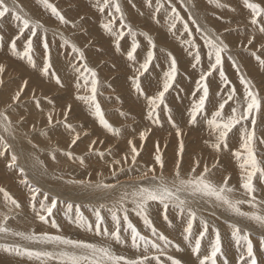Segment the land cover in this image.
I'll return each instance as SVG.
<instances>
[{"label":"rangeland","instance_id":"obj_1","mask_svg":"<svg viewBox=\"0 0 264 264\" xmlns=\"http://www.w3.org/2000/svg\"><path fill=\"white\" fill-rule=\"evenodd\" d=\"M47 1L48 4L57 9L60 15L65 16L66 22H61L57 16L53 15L51 9L45 6L43 0H4V5L10 11L0 18V65H3L5 69L0 74V107L4 105L0 108V113L3 114L0 115V189H4L3 192H0V225L7 228V232H9V235H6L5 232H0V248L10 252L13 251V253L16 252L15 254L19 256L22 255L23 261H26L28 257L31 263L39 261L41 264H70L69 258L77 256L81 258V264H90L93 260H99L100 264H113L112 260L102 257L99 252L93 253L91 250L45 239V237L59 236L64 240L93 245L96 249H108L110 253H113H111L113 257L121 255L128 261L144 260V257H147L145 264H172L174 259L180 261V264H197L196 260L200 261L205 255L210 253L216 234L219 233L221 252L216 258V264H250L247 252L243 253L242 258L238 257L237 260H234V256L232 257L230 252L233 249L231 244L247 248V242L243 239L245 236L251 242L252 247H254L253 253L258 264L259 260L264 258V245L261 251H258L256 243L261 241L264 244V227L247 217L251 214L264 215V178H261L259 173L253 178V186L255 188L253 196L255 199L252 200V197L248 196L242 187L246 171L240 165L244 163L247 156L241 146L246 134L253 130L251 120L255 118V138L252 142V148L260 167L264 168V86H262L264 85V63H262L264 61V32L260 31L261 28H264V14L257 16V23L253 25L251 23L254 18L252 9L247 7L245 0H107V5L105 0ZM247 3L258 4L261 9H264V0H247ZM116 5H119V12L116 11ZM101 9L103 10L100 11ZM173 9H175V13L172 11ZM15 15H20L22 18L27 16L30 26L23 33L20 31V22L14 18ZM45 23H48L47 27ZM105 25H108L107 29ZM33 30L36 33L34 36L32 35ZM164 36V41L166 39L175 40L174 44H178L183 52L180 55H189V57L192 55L190 57L192 59L190 66L195 76L187 72L186 69L183 71V67L180 66L181 62L177 61L179 55L176 53L174 46L170 44L163 45L162 37L164 38ZM29 40L32 42L31 63L23 55ZM208 40L213 41V43L223 49L221 53L222 63L215 69L211 67L215 63V56L213 53L212 57H209L212 49L208 46ZM13 41L15 42V50L12 48ZM126 44H129L130 47L126 46ZM134 46L135 51H133ZM144 46L153 54V58L148 70L143 72L142 69L143 74L141 75L138 70L140 63L138 56L140 49ZM73 48L77 51H74ZM129 52L133 53L132 59H129ZM81 53H83V58L80 55ZM258 53H262V55L260 56ZM87 56L90 57L87 58ZM126 58L128 63L126 61V66H124ZM173 60H175V76L172 86L165 93L163 102L155 108L152 117L149 118L148 113L151 110L149 98L157 96L163 90V87L159 89L158 87L163 85L166 74L171 72ZM45 66H48L47 73L43 69ZM85 67L96 73L95 103L99 104L104 120L107 121L111 128L104 127L99 117L95 114V108L91 102V81L93 77L90 72L85 71ZM96 67L101 70L99 71ZM221 72H223V77H221ZM249 72H252L251 74L254 72L253 76ZM131 73L135 77L133 78V88L130 92V87H127L126 84L127 79L131 77ZM158 73H160V76ZM163 74L165 78L161 77ZM188 74L192 75V77H188ZM179 76L184 78L181 79ZM202 76L204 79H201ZM240 77L244 78L245 83H241ZM57 79L60 81L59 84L56 82ZM134 79L140 86L139 90L135 86ZM192 79H194L193 82H191ZM25 81H27L26 86L24 85ZM65 81L67 86H64ZM142 85L144 86L142 87ZM22 87L23 91L20 92L19 100L13 102L11 100L12 97ZM188 87L191 89L188 90ZM205 87L208 89V96L204 106L206 110L200 111L196 116L197 119L193 121L191 116L192 106L198 103ZM124 88L125 91H123ZM64 89L65 91H63ZM236 90L240 92H238L239 97L243 96L241 99L237 97ZM249 90L260 99V111H254L249 119L241 120L238 123L239 125L236 124L228 133L226 141L220 144L219 149H217L216 145L220 142L216 139L218 137L216 134L219 132L213 131L216 137L212 140L214 141L215 139V142L209 139L213 130L209 122L213 119V114L220 110V103L223 102L224 107L220 110L222 115L217 118L219 119L218 122L229 119L233 115V110H236L239 115L246 107L247 91ZM69 93L71 97H69ZM1 95L5 101L2 100L3 97ZM81 96L88 97L89 100L78 99ZM137 97H139L140 102L137 101L139 100ZM145 98L146 101L144 100ZM73 99L78 101V105ZM127 99L129 101L131 99L132 104ZM9 100L11 103H9ZM144 101L145 103H143ZM210 101L217 104L210 103ZM218 101L220 102L219 104ZM240 101L244 103H240L242 107L238 104ZM17 106L20 108L18 107L17 109ZM69 107L71 110L67 111ZM73 108L76 109L73 110ZM228 108L229 110H226ZM116 110L120 111L117 112ZM66 111L67 119H65ZM80 112L84 113L83 116ZM227 113H230V116ZM50 114L53 116L54 123L48 124L47 117ZM57 115L59 118H57ZM5 116L7 119L4 118ZM118 121L121 125L118 124ZM201 125L206 128L204 129L203 126L201 128ZM180 128H185L186 130L194 129L196 132L185 139L184 136L189 131H186L185 135L182 136L183 130H179ZM88 130L95 131L96 134ZM177 130L181 133L180 136H177ZM144 132L145 141L136 146V148H142L141 150L149 151L150 154L148 153L149 155L146 154V156L145 153H139L140 157L139 155L136 156L137 162L135 159V162L130 165H128V162L125 165L121 162L119 168L112 167L111 158L121 149L119 145L122 144L121 141L123 142L125 137L130 134L131 136L133 135L132 137L129 136L133 145L135 144V139L141 140L139 135ZM82 133L84 134L83 136ZM89 135L91 136L89 137ZM80 136L82 139L78 138V142L76 140V143L72 144L73 139ZM101 136L104 139H101L102 142L100 143L99 138ZM62 138L65 139L63 140ZM178 140H182L185 152L178 146ZM101 144L103 147H101ZM111 144H116L113 146L115 148L119 146L120 148L117 147L114 150V147H110ZM157 148H159V155L163 162L162 168L155 158L151 159V157H148L151 156V153L156 156ZM205 150L207 151L204 152ZM236 153H240L239 158L235 155ZM13 155L17 158L14 168L7 166L11 162ZM77 159H79L81 167L74 166L73 163L77 162ZM117 161L120 160L117 159ZM145 163L147 165H144ZM95 164L100 165L97 166ZM108 165H111L110 168L112 167L113 177H110L112 179L104 183V179L101 176L94 175L95 171H100L102 167V172H100H107L104 168H107ZM99 166L100 168H98ZM153 166L156 167L154 168L156 169L154 172H156L149 173ZM140 167H143V171H148L147 177L149 179L144 180L147 182L134 180L135 178L140 179L139 177L144 173L139 169ZM83 169L84 172L82 171ZM81 171L90 175L87 178L76 177L75 174L81 173ZM135 171L136 174L140 175H136ZM177 171L180 174L179 178L182 180H190L203 175L207 181L217 187L224 186V181L227 180V187L231 188L232 191L226 192L225 195L233 203L241 201V203L236 204V207L240 213L245 212V215L238 214L211 196H203V194H198L199 192L193 193L191 190L176 191V185L178 184ZM100 172H97L96 175ZM119 174L120 176H118ZM99 177L100 179H98ZM130 177L131 179H129ZM90 178L92 179L89 180ZM96 179L98 181L102 179L100 182L104 183L105 189L102 188L103 185L97 190L93 188L94 185L91 184H96ZM161 180L173 190L175 196H178L185 203L179 205L176 200H166L163 205L158 200H149L144 205L143 210H141L137 206L139 197L135 194L139 192L143 184L142 188L151 190L159 185ZM232 180L234 184L231 187L230 182ZM121 183L122 185H120ZM41 184L42 186H40ZM15 185L16 187H14ZM110 185L114 188H110ZM131 185L134 186L132 187ZM77 186L79 188L81 186V188L79 189ZM90 186L91 188H89ZM33 189L36 191L33 192ZM93 190L94 192L91 193ZM5 193L10 199L5 196ZM55 194L57 195L55 196ZM98 195L102 198H99ZM110 195L113 196L110 197ZM86 196L89 197L86 199L81 198ZM108 196L109 198H107ZM13 200L15 204H13ZM214 200L217 202L215 203ZM53 201H55L56 206L52 209V214L49 215L45 209L50 207ZM156 203L159 207L163 205L164 207H161L163 209L158 208ZM165 204L167 205L166 209H164ZM42 205L44 206L43 209L41 208ZM154 205L155 207H153ZM103 208L105 209L103 210ZM31 209H34L33 213ZM202 210H204V213ZM210 212L212 213L210 214ZM97 213H99L101 218L99 220L97 219ZM113 214L117 217L119 224L113 219ZM40 215L45 217L44 221L40 220ZM153 215L155 219H153ZM125 216H127V220L124 219ZM145 217L150 221L151 226L145 223ZM13 221L27 223L22 225L20 229L13 230V225H11ZM189 222H191L192 228L188 234L184 230ZM197 223L200 224L198 225ZM129 224L136 229L141 237H144L143 240L137 238L135 243L133 242L132 229L128 227ZM29 225L31 228H29ZM205 225H207L208 229L206 232ZM153 228L155 233L152 231ZM237 228L240 229L239 239L234 237L232 233ZM253 230L262 232H254ZM201 232H204L203 240L200 236ZM18 233L20 234L17 235ZM161 235L167 238V243L159 238ZM117 236L119 239L116 238ZM197 240H200L202 244L200 245L199 253L193 251ZM102 241H111L115 245L116 243L121 244L128 248L129 252L127 254L118 252L115 245H109ZM16 243H18V246ZM153 245H156V247L154 248ZM16 249L19 250V254H17ZM49 249L51 250L50 252ZM130 252H135V255H131ZM28 253H32V255H28ZM47 253L51 254L45 255ZM85 256L87 259H84ZM167 257L168 259H166ZM120 264H123V261H120Z\"/></svg>","mask_w":264,"mask_h":264},{"label":"snow or ice","instance_id":"obj_2","mask_svg":"<svg viewBox=\"0 0 264 264\" xmlns=\"http://www.w3.org/2000/svg\"><path fill=\"white\" fill-rule=\"evenodd\" d=\"M43 2H44L46 7L51 9L53 15L57 16L61 22H66L64 17L62 15H60V13L57 11V9L55 7H53L52 5L47 3V0H43ZM245 2H246L247 7L252 9V13H253L254 18L252 19L251 23L253 25H255L257 23L256 17L264 14V9H261V7L258 4L247 3V0H245ZM105 4L107 5V0H105ZM115 7H116V11L119 12L120 11L119 5H116ZM101 10H103V9H101ZM9 11H10V9L4 5V0H0V18L4 17L5 14L8 13ZM172 11L175 13V9H173ZM14 18H15V20L20 22L21 33H23V31L25 29L29 28L30 25H29V21L27 19L22 18L20 15H15ZM105 28L107 29L108 25H105ZM185 28H187V26H185ZM260 31L264 32V28H261ZM35 34L36 33L33 30L32 35L34 36ZM208 46L210 49H212V51L209 53V57L211 58L213 53L215 56V63L211 65V67L213 69H215L218 65H220L222 63L221 53H222L223 49L221 47H218L211 40H208ZM45 47H47V45H45ZM12 48H13V50H15V42L14 41L12 42ZM73 50L77 51L75 48H73ZM31 51H32V42H31V40H29L27 42L26 50H25L23 55L28 58L30 63L32 62V58L30 56ZM133 51H135V46L133 48ZM80 55L83 58V53H81ZM128 56H129V59H132L133 53L129 52ZM152 58H153L152 53L149 52L147 60L141 65L143 72H146L148 70V67H149V64H150ZM197 61H198V57H197ZM262 63H264V61H262ZM47 70H48V66H45L44 72L47 73ZM4 71H5L4 66L0 65V74H2ZM85 71L90 72L91 76L93 77V79L91 81V84H92L91 102L95 108V114L99 117L100 122H101V124L104 125V127L110 128V125L107 123V121L104 120L103 113L100 109L99 104L95 103V100H96V84H97V81L95 79L96 73L94 71H92L91 69H88L87 67H85ZM143 72H141V75L143 74ZM174 76H175V60L172 61L171 72L166 74V79H165V82L163 83V90L160 91L157 96L149 98V107L151 109L148 113L149 118L152 117L153 112L155 111V108L158 107L159 104L163 102V98H164L165 93L172 86V81L174 80ZM221 77H223V72H221ZM201 79H204V77H201ZM56 82H57V84H59L60 83L59 79H57ZM86 83H87V81H86ZM134 83L136 85L137 90H139L140 86L136 82V80H134ZM241 83H245V81L243 79H241ZM24 85L25 86L27 85V81L24 82ZM246 89H247V84H246ZM22 91H23V87L20 89V91H18L12 97L13 102H16L19 100L20 92H22ZM207 96H208V89H207V87H205L203 95L199 98L198 103L193 105V111L191 113L193 121L196 119L197 114L204 109ZM78 99L85 100V101L89 100L88 97H84V96L78 97ZM229 99H231V97H229ZM223 107H224V105L221 104L219 106V109L222 110ZM260 109H261L260 99H258L257 95L253 94L249 90V91H247L246 107L243 109V111L241 113H239V115H237L236 110H233V115L228 120L218 122L217 118L221 117V111L220 110L216 111L214 116H213V119L209 122L210 125L212 126L213 130L219 132L217 139L220 143H218L216 145V148L219 149L220 144H223L226 141L228 133L232 130L233 127H235L236 124L240 123L241 120L249 119V117L252 116L254 111L259 112ZM70 110L71 109L69 107V109L67 111H70ZM67 111L65 112V119H67ZM0 115H3V114L0 113ZM4 118L7 119L6 116ZM47 119H48L49 124H51L53 122V116L51 114L47 117ZM251 124L253 125V130L246 134V136L244 138V142L241 146L243 148L244 152L247 153V156H246L244 163L241 164L240 167L246 171V175L244 177V183H243L242 187L245 189L246 194L248 196L252 197V200H254L255 197L253 196V193L255 192V188L253 186V178L257 176V173H259V176L261 178H264V168L260 167V165L256 159V156L254 154L253 148H252V142H253V139L255 138V124H256L255 118H252ZM180 134L181 133L178 130L177 136H180ZM78 138L79 137H77L76 139H73L72 144H75L76 140ZM140 139L141 140L145 139L144 133L140 134ZM129 144L131 145V141H129ZM182 147L183 146L181 145V149H182ZM5 151H6V149H5ZM131 153H132V160H133V162H135L136 156L139 155V152L137 151V148L134 145L131 146ZM235 155L237 156V158L240 157V153H236ZM16 159H17L16 156L13 155L11 157V162L7 166L13 167L16 164ZM155 160L158 164L161 165V168H162L163 162H162L161 156L159 155V148H157V155L155 156ZM115 163H119V161H115ZM149 171H152V169H150ZM205 171H207V170H205ZM179 175L180 174L177 171L176 176H177L178 184L176 185V191L191 190L193 193L199 192V193L203 194L204 196L215 197L216 200L222 202L224 205H226L227 207H229L233 211H236L240 215H245L244 213H240L239 209L236 207V204L241 203V201H237V202L233 203V201H231L225 195L226 192L232 191L231 188L227 187V180L224 181V186L217 187L216 185L207 181L203 175L195 177V178L190 179V180H182L179 178ZM3 191H4V189H0V192H3ZM35 191L36 190L33 189V192H35ZM135 195H138V197H139V203L137 206L139 208H141V210H143L144 205L149 200H151V201L159 200L161 203L165 202L166 200H176V201H178L179 205H183L185 203V201L180 200L178 196L174 195L173 190L171 188H169L168 185L163 180H161L160 184L151 190H149L148 188H141L139 190V192ZM5 196L7 197V193H5ZM7 198L10 199V197H7ZM33 198H35V197H33ZM12 202H13V204H15L14 200ZM55 206H56L55 201H53L51 206L47 207L45 209L49 215L52 214V209L55 208ZM253 206H254V204H253ZM41 207H42V209L44 208L43 205ZM165 207H167V205H165ZM39 218L42 221L45 220V217L43 215H40ZM247 218L258 223L261 227H264V215L251 214V215H248ZM97 219L98 220L100 219L99 213H97ZM113 219L117 221V224L119 223L115 214H113ZM124 219L127 220V216H125ZM193 219H194V214H193ZM145 223L148 224L149 226H151L150 221H148L146 217H145ZM53 226H55V225H53ZM128 227L132 229V239H133L134 243L137 240V238H139L141 240L144 239V237H141L139 235V233L136 231V229L132 227L131 224H129ZM191 228H192V224H191V222H189L187 228L185 229V232L190 233ZM7 231H8L7 228L0 226V232H7ZM117 231H118V229H117ZM152 231H153V233H155L154 228L152 229ZM206 231H207V225H205V232ZM239 233H240V229H238V228L234 229L233 236L236 237L237 239H239L240 238ZM17 235H19V234H17ZM200 236H201V238H203L204 232H201ZM26 238H28V237H26ZM116 238L119 239L118 236ZM159 238L161 240H164L166 243L168 242L167 238L163 235H161ZM45 239L54 240V241H57V242L63 243V244H69V245H72L73 247H76V248L91 250L93 253L99 252L102 257H105L109 260H112L113 264H120V261H123V264H144L145 260L148 259L147 257H144V260L128 261L124 257H113L111 255V253L108 251V249H96L93 245H90V244H83V243L74 242L71 240H64L59 236L45 237ZM243 239L247 242V257L250 258V264H257V261L254 257L253 247H252L251 242L248 241V238L246 236L243 237ZM153 247L155 248L156 245H153ZM199 250H200V240H197L196 244H195V248L193 249V251L196 253H199ZM220 252H221V241H220L219 233H217L215 242L211 246L210 253L205 255L203 257V259L200 260V264H216V258ZM17 254H19V250H17ZM28 255H32V253H28ZM45 255H50V254H45ZM84 259H87V257L85 256ZM69 260H70V264H81V258L80 257L72 256L69 258ZM90 264H100V261L99 260H93L90 262ZM172 264H180V261L173 260Z\"/></svg>","mask_w":264,"mask_h":264},{"label":"bare ground","instance_id":"obj_3","mask_svg":"<svg viewBox=\"0 0 264 264\" xmlns=\"http://www.w3.org/2000/svg\"><path fill=\"white\" fill-rule=\"evenodd\" d=\"M52 1V0H51ZM74 1H76V0H74ZM93 1H95V0H93ZM104 1V0H103ZM188 1V0H187ZM48 2V1H47ZM100 2V1H99ZM102 2V1H101ZM76 3V2H75ZM90 3V2H89ZM73 5H75V4H73ZM91 5V4H90ZM102 5V4H101ZM102 7V6H101ZM61 8V7H60ZM77 8V7H76ZM108 8V7H107ZM79 9H80V7H79ZM100 9V8H99ZM74 10V9H73ZM89 10H90V8H89ZM98 11V10H97ZM100 11H102V10H100ZM222 11H224V10H222ZM63 12V11H62ZM90 12V11H89ZM79 13V12H78ZM94 13V12H93ZM95 13H97V12H95ZM107 13H109V12H107ZM66 14V13H65ZM101 14V13H100ZM69 15V14H68ZM99 15V14H98ZM103 16V15H102ZM29 17V16H28ZM65 17V16H64ZM103 17H105V16H103ZM27 19V16L26 17H24V19ZM33 18V17H32ZM238 18H239V16H238ZM40 20V19H39ZM99 20V19H98ZM95 21V20H94ZM99 23V22H98ZM43 24V23H42ZM47 24L48 23H45V25H46V27H47ZM50 24V23H49ZM95 26V25H94ZM49 27V26H48ZM97 30V29H96ZM155 31H158V30H155ZM232 33V32H231ZM51 34V33H50ZM159 34V33H158ZM142 36V35H141ZM161 37V36H160ZM83 38V37H82ZM159 38V37H158ZM210 38V37H209ZM214 39V38H213ZM81 40V39H80ZM155 40V39H154ZM162 40H163V42H164V44L163 45H167V44H170V45H172V46H174V48L176 49V53H178V60L177 61H180L181 63H180V66L181 67H183V71H184V69H186L187 70V72H189L190 74H192V75H194V71L191 69V61H192V59L190 58L192 55H190V57H189V55H187V56H183V55H180V53L182 52L181 50H180V47H179V45L178 44H174V42H175V40H173V41H171V40H169V39H166V41H164L165 40V36H164V38L162 37ZM215 41V40H214ZM144 43V42H143ZM160 45H161V43H160ZM260 45V44H259ZM126 46H129V44L127 45L126 44ZM130 47V46H129ZM257 47H258V45H257ZM252 49V48H251ZM255 49V48H254ZM253 49V50H254ZM97 52H99V51H97ZM149 49L146 47V46H144V47H142V49H140V52H139V60H140V63H139V67H138V70H139V72H142V68H141V65L147 60V57H148V54H149ZM257 52V51H256ZM91 53H93V52H91ZM90 53V54H91ZM95 53V52H94ZM93 53V54H94ZM159 54H160V52H158ZM183 53V52H182ZM260 53V52H259ZM258 53V54H259ZM89 54V53H88ZM129 54V53H128ZM137 54V53H136ZM196 54H198V53H196ZM92 55V54H91ZM153 55V54H152ZM185 55V54H184ZM260 56L262 55V53L261 54H259ZM99 56V55H98ZM227 56V55H226ZM7 57V56H6ZM90 56H87V58H89ZM117 57V56H116ZM194 57V56H193ZM246 57V56H245ZM249 57V56H248ZM86 58V57H85ZM106 58V57H105ZM124 58V57H123ZM95 59V58H94ZM136 59H138V58H136ZM86 60H88V59H86ZM91 60V59H90ZM97 60V59H96ZM95 60V61H96ZM101 60V59H100ZM112 60V59H111ZM58 61V60H57ZM98 61V60H97ZM127 61V63H128V60H127V58L124 60V66H126V62ZM138 61V60H137ZM92 62V61H91ZM101 62V61H100ZM130 62V61H129ZM134 62V61H133ZM93 63V62H92ZM138 63V62H137ZM253 64V63H252ZM132 65V64H131ZM224 65V64H223ZM226 66V65H225ZM231 66V65H230ZM254 66V65H253ZM91 67V66H90ZM99 67H101V66H99ZM134 67V66H133ZM60 68V67H59ZM98 67H96V69H97ZM118 68V67H117ZM236 68V67H235ZM254 68V67H253ZM252 68V69H253ZM44 69V68H43ZM61 69V68H60ZM99 69V68H98ZM107 69V68H106ZM128 69V68H127ZM247 69V68H246ZM245 69V70H246ZM101 69H99V71H100ZM105 71V70H104ZM131 71V70H130ZM180 71H182V70H180ZM229 71V70H228ZM254 71H256V70H254ZM41 72V71H40ZM64 72V71H63ZM202 72V71H201ZM225 72V71H224ZM245 72V71H244ZM61 73H62V71H61ZM184 73V72H183ZM214 73V72H213ZM226 73V72H225ZM246 74H247V72H245ZM250 73V72H249ZM252 73V72H251ZM250 73V74H251ZM160 73H158V75H159ZM185 74L187 75V73H186V71H185ZM203 74V73H202ZM201 74V75H202ZM253 74H254V72H253ZM253 74H251L252 76H253ZM192 75L190 76L189 74H188V77H192ZM45 76V75H44ZM87 76H88V74H87ZM106 76V75H105ZM117 76V75H116ZM131 77L130 78H128L127 79V87L129 86L130 87V92H131V89L133 88L132 86H133V78L135 77V75L133 74V73H131V75H130ZM160 76V75H159ZM164 77L165 78V76H164V74L163 75H161V77ZM195 76V75H194ZM251 76V77H252ZM80 77H81V74H80ZM80 77H79V79H80ZM86 77V76H85ZM108 77V76H107ZM110 77V76H109ZM115 77V76H114ZM123 77V76H122ZM160 77V78H161ZM180 77V76H179ZM187 77V78H188ZM203 77V76H202ZM247 77V76H246ZM86 78H88V77H86ZM164 78H163V80H164ZM181 79H183L182 77H180ZM193 78H195V77H193ZM241 78V77H240ZM81 79H83V78H81ZM89 80H91L90 78H88ZM132 79V80H131ZM179 79V78H178ZM223 79V78H222ZM242 79V78H241ZM244 79V78H243ZM250 79V78H249ZM248 79V80H249ZM88 80V81H89ZM112 80V79H111ZM116 80V79H115ZM135 80V79H134ZM188 81H189V79H187ZM193 80L194 79H192V81L191 82H193ZM227 80V79H226ZM264 80V79H263ZM262 80V81H263ZM97 81V80H96ZM126 81V80H125ZM179 81H181V80H179ZM121 82V81H120ZM159 82V81H158ZM191 82H189V84H191ZM66 83V81L64 82V86L66 85L65 84ZM106 83V82H105ZM182 83V82H181ZM186 83V82H185ZM44 84V83H43ZM70 84H72V82H70ZM108 84V83H107ZM125 84H124V87H125ZM161 84H162V82H161ZM184 84V83H183ZM188 84V85H189ZM262 84V83H261ZM55 85V84H54ZM69 85V84H68ZM73 85V84H72ZM105 85V84H104ZM121 85H123V84H121ZM67 86V85H66ZM85 86V85H84ZM97 86V85H96ZM102 86V85H101ZM115 86V85H114ZM136 86V85H135ZM144 85H142V87H143ZM184 86H186V85H184ZM262 86H264V85H262ZM161 87H163V85H159V87H158V89L159 88H161ZM64 88V87H63ZM68 88H70L69 86H68ZM156 88V87H155ZM236 88V87H235ZM15 89V88H14ZM72 89V88H71ZM110 89V88H109ZM189 89H191V88H189L188 87V90ZM243 89V88H242ZM12 90V89H11ZM16 90V89H15ZM237 90H239V89H237ZM236 90V92H237V97H239L240 95L238 94V92L239 91H237ZM63 91H65V89L63 90ZM72 91H73V89H72ZM123 91H125V88H124V90ZM191 91V90H190ZM61 92V91H60ZM67 92V91H66ZM118 92V91H117ZM116 92V93H117ZM129 92V91H128ZM181 92V91H180ZM10 93V92H9ZM68 93V92H67ZM76 93V92H75ZM82 93H84V92H82ZM146 93V92H145ZM167 93V92H166ZM189 93V92H188ZM240 93V92H239ZM2 94V93H1ZM124 94V93H123ZM227 94V93H226ZM4 95V94H3ZM69 97H71V94L69 93ZM73 95V94H72ZM77 95V94H76ZM84 95V94H83ZM125 95H126V93H125ZM133 95V94H132ZM139 95V94H138ZM147 95V94H146ZM234 95H236V94H234ZM233 95V96H234ZM2 96V95H1ZM67 96H68V94H67ZM85 96V95H84ZM192 96V95H191ZM227 96V95H226ZM3 97V96H2ZM73 97H75V96H73ZM104 97H105V95H104ZM124 97V96H123ZM142 97V96H141ZM243 97V96H242ZM242 97H239L240 99L242 98ZM106 98V97H105ZM110 98V97H109ZM130 98V97H129ZM147 98V97H146ZM146 98L144 99L145 101H146ZM235 98H236V96H235ZM4 99V97L2 98V100ZM71 99V98H70ZM104 99V98H103ZM108 99V98H107ZM116 99V98H115ZM135 99H136V96H135ZM137 99H139V97H137ZM12 100V99H11ZM69 100V99H68ZM74 100V99H73ZM106 100V99H105ZM128 100V99H127ZM147 100H148V98H147ZM3 101H5V100H3ZM72 101V100H71ZM75 101V100H74ZM77 101V100H76ZM75 101V103H77V105H78V101L76 102ZM129 101V100H128ZM130 101H131V99H130ZM129 101V102H130ZM134 101V100H133ZM137 101H139L140 102V99L139 100H137ZM142 101V100H141ZM145 101L143 102V103H145ZM181 101V100H180ZM195 101V100H194ZM221 102H222V100H220ZM242 101V100H241ZM238 102V104H240V103H242V104H244L243 102ZM244 101V100H243ZM68 102H70V101H68ZM68 102H66V103H68ZM211 102H213V101H210V103ZM227 102V101H226ZM244 102H246V101H244ZM9 103H11L10 102V100H9ZM65 103V104H66ZM193 103V102H192ZM214 103V102H213ZM216 103V102H215ZM214 103V104H215ZM220 102L218 101V104H219ZM223 103V102H222ZM222 103H220V105L222 104ZM229 103V102H228ZM111 104V103H110ZM117 104V103H116ZM131 104H132V101H131ZM136 104V103H135ZM137 104H138V102H137ZM213 104V105H214ZM217 104V103H216ZM215 104V105H216ZM237 104V105H238ZM264 104V103H263ZM76 105V104H75ZM75 105H74V107H75ZM120 105V104H119ZM214 105V106H215ZM237 105H235V106H237ZM241 105V104H240ZM240 105H238V106H240ZM4 106V105H3ZM3 106H1V107H3ZM212 106V105H211ZM225 106H226V104H225ZM231 106V105H230ZM0 107V108H1ZM6 107V106H5ZM5 107H4V109H5ZM18 107L19 106H17V109H18ZM26 107V106H25ZM78 107V106H77ZM122 107V106H121ZM193 107V106H192ZM228 107H229V104H228ZM232 107H234V106H232ZM241 107H242V105H241ZM241 107H239V108H241ZM20 108V107H19ZM55 108V107H54ZM56 108H59V107H56ZM209 108V107H208ZM226 108V107H225ZM62 109V108H61ZM76 109V108H75ZM74 108H73V110H75ZM78 109V108H77ZM107 109V108H106ZM233 109V108H232ZM234 109H236V108H234ZM103 110V109H102ZM109 110V109H108ZM181 110V109H180ZM204 110H206V109H204ZM226 110H229V108L228 109H226ZM225 110V111H226ZM48 111V110H47ZM50 111H52L51 109H50ZM117 111V110H116ZM118 111H120V110H118ZM117 111V112H118ZM18 112V111H17ZM34 112H35V110H34ZM33 112V114H35ZM110 112V111H109ZM232 112V111H231ZM30 113H32V112H30ZM56 113V112H55ZM80 113H82V112H80ZM175 113V112H174ZM226 113V112H225ZM10 114V113H9ZM22 114V113H21ZM26 114V113H25ZM54 114V113H53ZM60 114V113H59ZM83 114L84 113H82V116H83ZM105 114V113H104ZM111 114V113H110ZM176 114V113H175ZM205 114V113H204ZM228 115L230 114V113H227ZM32 115V114H31ZM136 115H138V114H136ZM140 115V114H139ZM214 115V114H213ZM221 115H222V113H221ZM228 115H225V116H228ZM238 115V114H237ZM20 116V115H19ZM77 116V115H76ZM133 116V115H132ZM135 116V115H134ZM189 116V115H188ZM230 116V115H229ZM232 116V115H231ZM55 118V117H54ZM57 118H59L58 117V115H57ZM113 118V117H112ZM119 119V118H118ZM143 119V118H142ZM197 119V118H196ZM56 120V119H55ZM113 120V119H112ZM111 120V121H112ZM114 120H116V119H114ZM120 120V119H119ZM185 120V119H184ZM219 120V119H218ZM228 120V119H227ZM58 121V120H57ZM138 121V120H137ZM137 121H136V124H137ZM220 121H222V120H220ZM264 121V120H263ZM62 122V121H61ZM72 122V121H71ZM108 122H109V120H108ZM130 122V121H129ZM143 122V121H142ZM192 122V121H191ZM243 122V121H242ZM54 123V122H53ZM59 123V122H58ZM64 123V122H63ZM121 123H122V121H121ZM126 123V122H125ZM131 123V122H130ZM134 123V122H133ZM178 123V122H177ZM49 124V123H48ZM57 124V123H56ZM70 124V123H69ZM116 124V123H115ZM118 124H120L119 123V121H118ZM129 124V123H128ZM143 124V123H142ZM145 124V123H144ZM121 125V124H120ZM181 125V124H180ZM239 125V124H238ZM127 126V125H126ZM202 126H203V128L205 129L206 127H204V125H201V128H202ZM236 126V125H235ZM46 127H48V126H46ZM99 127V126H98ZM121 127V126H120ZM139 127V126H138ZM189 127V126H188ZM210 127V126H209ZM241 127V126H240ZM66 128V127H65ZM110 128H111V126H110ZM113 128V127H112ZM125 128V127H124ZM136 128V127H135ZM146 128V127H145ZM179 128V127H178ZM89 129V128H88ZM115 130H116V128H114ZM118 129V128H117ZM130 129V128H129ZM132 129V128H131ZM140 129V128H139ZM144 129V128H143ZM113 130V129H112ZM120 130V129H119ZM118 130V131H119ZM123 130V129H122ZM121 130V131H122ZM128 130V129H127ZM134 130V129H133ZM136 130V129H135ZM179 130H183V132H182V136H184L185 135V132L186 131H189L188 133H187V135L186 136H184L185 137V139H187V138H189L193 133H195L196 131L194 130V129H190V130H186L185 128H180ZM212 130V129H211ZM88 131H91L92 133L93 132H95V131H92V130H88ZM101 131H103V130H101ZM114 131V130H113ZM117 131V130H116ZM138 132H139V130H137ZM178 131V130H177ZM214 130H212V132L210 133V141L214 138V137H216V136H218V134H216V136H215V132H213ZM79 132V131H78ZM103 132H105V131H103ZM126 132V131H125ZM131 132V131H130ZM140 132H142V131H140ZM77 133V132H76ZM124 133V132H123ZM129 133V132H128ZM177 133V132H176ZM263 133V132H262ZM51 134V133H50ZM71 134L73 135V133L71 132ZM71 134H69V135H71ZM95 134H96V132H95ZM94 134V135H95ZM103 134V133H102ZM127 134V133H126ZM140 134V133H139ZM138 134V135H139ZM144 134H145V132H144ZM64 135V134H63ZM78 135H80L79 133H78ZM84 134L82 133V136H83ZM175 135V134H174ZM74 136H75V134H74ZM73 136V137H74ZM91 135H89V137H90ZM119 136V135H118ZM120 136H122V135H120ZM129 136H131L130 134H129ZM129 136H124L125 137V139L126 138H128ZM133 136V135H132ZM131 136V137H132ZM135 136H136V133H135ZM52 137H53V135H52ZM61 137H63V136H61ZM72 137V136H71ZM123 137V138H124ZM137 137V136H136ZM54 138V137H53ZM66 138H68V137H66ZM80 139H82V137L80 136L79 137ZM86 138V137H85ZM97 138H99V137H97ZM139 138H140V135H139ZM59 139V138H58ZM63 139V138H62ZM65 139V138H64ZM63 139V140H64ZM101 139H104L102 136H101V138H99V142L101 143L102 142V140ZM124 139V141L122 142L121 141V143L123 144H119L120 146H121V149L119 150V152H117V151H115V152H117V154L115 153V155L111 158V160H112V162H113V164H112V167H114V168H119V166H120V164H121V162H123V164L125 165L127 162H128V165H130L132 162H133V160H132V157H131V155H132V153H131V146H132V144L130 145L129 144V141H131V143H132V140L130 139V137L128 138V139H126L125 140ZM208 139V138H207ZM217 139V138H216ZM13 140H14V137H13ZM135 140H137V141H135ZM134 140V142H135V144H133L135 147L136 146H138L140 143H142L143 141H145V139L144 140H140V141H138V139H135ZM151 140V139H150ZM61 141V140H60ZM84 141V140H83ZM90 141H91V139H90ZM96 141V140H95ZM15 142V141H14ZM57 142V141H56ZM77 142H78V140H77ZM81 142V141H80ZM120 142V141H119ZM149 142V141H148ZM207 142V141H206ZM212 142H215V139H214V141L212 140ZM211 142V143H212ZM58 143V142H57ZM178 146L179 147H181V145H184V144H182V140H178ZM71 144V143H70ZM70 144H68V145H70ZM83 144H85L84 142H83ZM103 144V143H102ZM102 144H101V147H103L102 146ZM186 144H187V142H186ZM14 145V144H13ZM67 145V146H68ZM79 145V144H78ZM80 145H81V143H80ZM93 145H95V144H93ZM104 145V144H103ZM109 145V144H108ZM113 145H116V144H111V146L110 147H114L113 149L115 150L117 147H119V146H116V148H115V146H113ZM117 145H118V143H117ZM84 146V145H83ZM83 146H81V147H83ZM86 146V145H85ZM100 147V148H101ZM110 147H109V149H110ZM126 147V148H125ZM127 147H129V148H127ZM183 147H185V146H183ZM183 147H182V149H183ZM66 148V147H65ZM106 148H108V147H106ZM120 148V147H119ZM188 148V147H187ZM206 148V147H205ZM210 148V147H209ZM83 149H84V147H83ZM97 149V148H96ZM108 149V150H109ZM112 149V150H113ZM142 149V148H141ZM141 149H137V151L139 152V153H145V155L146 154H148L149 153V151H143V150H141ZM4 150V149H3ZM90 150V149H89ZM100 150V149H99ZM107 150V151H108ZM184 150V152H185V149H183ZM187 150V149H186ZM207 150H209V149H207ZM207 150H205L204 152H206ZM86 151H87V148H86ZM109 151H111V150H109ZM6 152V151H5ZM83 152H85V150H83ZM187 152V151H186ZM262 152V151H261ZM73 153H75V152H73ZM110 153H112V152H110ZM207 153H209V152H207ZM10 154V153H9ZM91 154V153H90ZM150 154V153H149ZM148 154V155H149ZM95 155V154H94ZM206 155H208V154H206ZM11 156V155H10ZM85 156V155H84ZM98 156V155H97ZM147 156V155H146ZM203 156H205V155H203ZM109 157V156H108ZM139 157H140V155H139ZM149 158L151 157V159H154L155 158V155H153L152 153H151V156H148ZM205 157H207V156H205ZM85 158V157H84ZM91 158V157H90ZM89 158V159H90ZM102 158V157H101ZM110 158V157H109ZM147 158V157H146ZM1 159V158H0ZM100 159V158H99ZM117 159L118 160H120L119 161V163H115V161H117ZM148 159V158H147ZM146 159V160H147ZM176 159V158H175ZM131 160V161H130ZM137 160L138 159H136V162H137ZM79 161V159H77V162H75V163H73L74 164V166H76V167H81L82 165L80 164V161ZM87 161V160H86ZM85 161V162H86ZM101 161V160H100ZM99 161V162H100ZM108 161V160H107ZM142 161V160H141ZM149 161H150V159H149ZM154 161V160H153ZM151 162V161H150ZM89 163V162H88ZM142 163V162H141ZM141 163H139V164H141ZM144 163V162H143ZM63 164H65L64 162H63ZM67 164V163H66ZM154 164V163H153ZM85 165V164H84ZM95 165H97V164H95ZM98 165H100V164H98ZM97 165V166H98ZM135 165V164H134ZM144 165H147L146 163L144 164ZM152 165V164H151ZM66 166V165H65ZM86 166V165H85ZM90 166V165H89ZM88 166V167H89ZM105 166V165H104ZM110 166L111 165H108V167L107 168H104L107 172H103V173H101L102 171V169H103V167H102V169L100 170V171H97L96 169V173L97 172H100V173H98L97 175H96V173H95V175L94 176H101L103 179H104V183L107 181V180H111L110 179V177H113L112 175V171H111V168H110ZM127 166V165H126ZM140 166V165H139ZM143 166V165H142ZM150 166V165H149ZM51 167H52V165H51ZM71 167V166H70ZM91 167H92V165H91ZM95 167V166H94ZM144 167V166H143ZM143 167H140L139 169H141V171L142 172H144V173H142L140 170H139V172H141L142 174H141V177H139L140 179H136L134 176V180L135 181H139V180H141V181H144V180H146L148 177H147V175H148V171L146 172V171H143ZM148 167V166H147ZM14 168V167H13ZM20 168V167H19ZM18 168V169H19ZM93 168V167H92ZM98 168H100V166L98 167ZM130 168V167H129ZM146 168V167H145ZM154 168H156L155 166H153V168H151L152 169V171H149V173H151V172H153V173H155L154 172V170H156V169H154ZM81 169V168H80ZM86 169V168H85ZM138 169V168H137ZM16 170V169H15ZM52 171H53V169H51ZM127 170V169H126ZM129 170H131V169H129ZM20 171H21V169H20ZM83 172H84V169L82 170ZM81 171V173H83ZM86 171H87V169H86ZM109 171V172H108ZM134 171V170H133ZM11 172V171H10ZM50 172V171H49ZM76 172V171H75ZM93 172V171H92ZM122 172V171H121ZM146 172V173H145ZM157 172H158V170H157ZM18 173H19V171H18ZM81 173H76L75 174V176L77 177L78 176V178H87L89 175H87V173L86 174H81ZM94 173V172H93ZM34 174V173H33ZM107 174V175H106ZM134 174V173H133ZM135 174H136V171H135ZM15 175V174H14ZM106 175V176H105ZM136 175H138V173L136 174ZM140 175V174H139ZM138 175V176H139ZM159 175H160V173H159ZM75 176H74V178H75ZM92 176V175H91ZM118 176H120V174L118 175ZM161 176V175H160ZM12 177V176H11ZM18 177V176H17ZM125 177V176H124ZM94 178V177H93ZM96 178V177H95ZM109 178V179H108ZM120 178V177H119ZM122 178V177H121ZM138 178V177H137ZM92 178H90L89 180H91ZM98 179H100V177L98 178ZM98 179H96L97 180V182H96V184H91V185H94V187L93 188H95V190H97L98 188H100L103 184L100 182V181H98ZM123 179V178H122ZM129 179H131V177L129 178ZM149 179V178H148ZM159 179V178H158ZM87 180V179H86ZM124 180V179H123ZM127 180H128V178H127ZM132 180H133V178H132ZM1 181V180H0ZM16 181V180H15ZM77 181V180H76ZM85 181V180H84ZM126 181V180H125ZM125 181H123V182H125ZM131 181V180H130ZM9 182V181H8ZM20 182H22V181H20ZM32 182V181H31ZM78 182H79V180H78ZM88 182H90V181H88ZM110 182H112V181H110ZM113 182H115V181H113ZM117 182V181H116ZM121 182V181H120ZM129 182V181H128ZM144 182H147V181H144ZM155 182V181H154ZM82 183V182H81ZM92 183V182H91ZM126 183V182H125ZM130 183V182H129ZM132 183V182H131ZM134 183V182H133ZM148 183H149V181H148ZM156 183V182H155ZM4 184H6V183H4ZM32 184V183H31ZM35 184V183H34ZM124 184V183H123ZM138 184V183H137ZM140 184H141V182H140ZM233 184H234V181L232 180L231 182H230V186L232 187L233 186ZM36 185V184H35ZM78 185V184H77ZM120 185H122V183L120 184ZM144 185V184H143ZM142 185V186H143ZM150 185V184H149ZM156 185V184H155ZM23 186V185H22ZM33 186V185H32ZM40 186H42V184L40 185ZM113 186V185H112ZM119 186V185H118ZM128 186V185H127ZM132 186V185H131ZM134 186V185H133ZM132 186V187H133ZM142 186H141V188H142ZM152 186H154V185H152ZM10 187V186H9ZM11 187H13V186H11ZM14 187H16V185L14 186ZM13 187V188H14ZM25 187V186H24ZM70 187V186H69ZM72 187V186H71ZM73 187H75V186H73ZM83 187V186H82ZM117 187V186H116ZM131 187V188H132ZM77 188H79L78 186H77ZM77 188H76V190H77ZM80 188H81V186H80ZM79 188V189H80ZM88 188V187H87ZM89 188H91V186L89 187ZM102 188H104V185H103V187ZM107 188V187H106ZM110 188H112L111 187V185H110ZM114 188V187H113ZM112 188V189H113ZM144 188V187H143ZM12 189V188H11ZM105 189V188H104ZM82 190V189H81ZM111 190V189H110ZM44 191V190H43ZM85 191V190H84ZM87 192H88V190H86ZM105 191V190H104ZM118 191V190H117ZM66 192V191H65ZM71 192V191H70ZM92 192H94V190L93 191H91V193ZM114 192V191H113ZM28 193V192H27ZM29 193H30V191H29ZM50 193V192H49ZM72 193V192H71ZM82 193V192H81ZM98 193H101V192H98ZM87 194V193H86ZM104 194V193H103ZM198 194H200V193H198ZM240 194V193H239ZM57 194H55V196H56ZM59 195V194H58ZM100 195V194H99ZM99 195H98V197H99ZM105 195H107V194H105ZM104 195V196H105ZM115 195H116V193H115ZM185 195V194H184ZM202 195V194H201ZM49 196V195H48ZM62 196V195H61ZM73 196V195H72ZM81 196V195H80ZM103 196V195H102ZM113 196V195H112ZM111 195H110V197H112ZM204 196V195H203ZM243 196V195H242ZM71 197V196H70ZM87 197H89V196H86L85 198L84 197H81V198H83V199H86ZM189 197V196H188ZM199 197H200V195H199ZM210 197V196H209ZM209 197H208V199H209ZM78 198H80V197H78ZM80 198V199H81ZM92 198V197H91ZM99 198H102L101 196L99 197ZM107 198H109V196L107 197ZM89 199V198H88ZM189 199V198H188ZM203 199V198H202ZM213 199H215L214 197H213ZM62 200V199H61ZM74 201V200H73ZM83 201V200H82ZM84 201H86V200H84ZM99 201V200H98ZM159 201V200H158ZM188 201V200H187ZM215 201V200H214ZM208 202V201H207ZM217 201H215V203H216ZM87 203H89L88 201H87ZM198 203V202H197ZM210 203V202H209ZM102 204V203H101ZM160 204V203H159ZM168 204V203H167ZM163 205H164V202H163ZM162 205V206H163ZM166 205V204H165ZM201 205H202V203H201ZM204 205H207V204H204ZM217 205H218V203H217ZM223 205V204H222ZM32 206V205H31ZM30 206V207H31ZM89 206V205H88ZM98 206V205H97ZM156 206H158V208H160V209H163V208H161V207H159V205H157V203H156ZM203 206V205H202ZM29 207V208H30ZM153 207H155V205L153 206ZM164 207V206H163ZM199 207V206H198ZM217 207H219V206H217ZM42 208V207H41ZM67 208V207H66ZM203 208V207H202ZM105 208H103V210H104ZM118 209H120V208H118ZM156 209V208H155ZM154 209V210H155ZM164 209H166V207L164 208ZM23 210V209H22ZM32 210V209H31ZM34 210V209H33ZM32 210V213L34 212ZM205 210V209H204ZM204 210H202V212L204 211ZM208 210V209H207ZM25 211V210H24ZM113 211V210H112ZM152 211V210H151ZM156 211V210H155ZM194 211V210H193ZM28 212V211H27ZM161 212V211H160ZM165 212V211H164ZM201 212V213H202ZM206 212H208V211H206ZM217 212V211H216ZM29 213V212H28ZM204 213V212H203ZM212 212H210V214H211ZM245 213V212H244ZM247 213V212H246ZM110 214V213H109ZM156 214V213H155ZM157 214H158V212H157ZM168 214V213H167ZM170 214V213H169ZM173 214V213H172ZM171 214V215H172ZM13 215V214H12ZM17 215V214H16ZM21 215V214H20ZM26 215V214H25ZM27 215H29V214H27ZM32 215V214H31ZM34 215V214H33ZM206 215H209V214H206ZM218 215V214H217ZM216 215V216H217ZM30 216V215H29ZM112 216V215H111ZM163 216V215H162ZM161 216V217H162ZM164 216H165V214H164ZM215 216V217H216ZM13 217V216H12ZM20 217V216H19ZM26 217V216H25ZM25 217H24V219H25ZM28 217V216H27ZM52 217V216H51ZM85 217V216H84ZM155 216L153 215V219H155L154 218ZM173 217V216H172ZM208 217H210V216H208ZM221 217V216H220ZM7 218V217H6ZM29 218V217H28ZM104 218V217H103ZM207 218V217H206ZM1 219H3V218H1ZM30 219H32V218H30ZM101 219V218H100ZM149 219V218H148ZM169 219V218H168ZM104 220V219H103ZM108 220V219H107ZM165 220H167V219H165ZM184 220V219H183ZM182 220V221H183ZM2 221V220H1ZM25 221V220H24ZM27 221V220H26ZM163 221V220H162ZM170 221V220H169ZM186 221V220H185ZM214 221V220H213ZM10 222V221H9ZM57 222V221H56ZM157 222V221H156ZM201 222V221H200ZM27 222H21V221H13L12 222V224L11 225H13V230H18V229H20V227L22 226V225H24V224H26ZM31 223V222H30ZM107 223H108V221H107ZM37 224V223H36ZM119 224V223H118ZM198 224V223H197ZM200 224V223H199ZM198 224V225H199ZM213 224V223H212ZM39 225V224H38ZM115 225V224H114ZM161 225V224H160ZM159 225V226H160ZM198 225H196V226H198ZM1 226V225H0ZM4 226V225H3ZM8 226V225H7ZM28 226V225H27ZM40 226V225H39ZM112 226H113V224H112ZM180 226H181V224H180ZM200 227H201V225H200ZM29 228H31L30 227V225H29ZM36 228V227H35ZM44 228H46V227H44ZM60 228V227H59ZM67 228V227H66ZM89 228V227H88ZM88 228H86V229H88ZM99 228V227H98ZM115 228V227H114ZM157 228H158V226H157ZM227 228V227H226ZM11 229V228H10ZM22 229V228H21ZM43 229V228H42ZM228 229V228H227ZM227 229H226V231H227ZM37 230V229H36ZM46 230V229H45ZM176 230V229H175ZM208 230V229H207ZM229 230V229H228ZM245 230V229H244ZM20 231V230H19ZM24 231V230H23ZM71 231H73V230H71ZM185 231V230H184ZM246 231V230H245ZM251 231V230H250ZM254 232H259V233H261L262 231H259V230H253ZM86 232V231H85ZM175 232V231H174ZM3 233V232H2ZM6 233V235H9V232H5ZM15 233V232H14ZM23 233V232H22ZM43 233H44V231H43ZM61 233V232H60ZM165 233V232H164ZM170 233V232H169ZM233 233V232H232ZM18 234H20V233H18ZM24 234V233H23ZM46 234H48V233H46ZM66 234V233H65ZM67 234H68V232H67ZM168 234V233H167ZM189 234V233H188ZM225 234V233H224ZM231 234V233H230ZM25 235V234H24ZM95 235H96V233H95ZM11 236V235H10ZM9 236V237H10ZM26 236V235H25ZM30 236V235H29ZM94 236V235H93ZM172 236H174V235H172ZM171 236V237H172ZM192 236V235H191ZM228 236V235H227ZM230 236V235H229ZM63 237V236H62ZM96 237H98V236H96ZM100 237V236H99ZM102 237V236H101ZM180 237V236H179ZM187 237V236H186ZM174 238V237H173ZM194 238H195V236H194ZM231 238V237H230ZM6 239V238H5ZM25 239V238H24ZM179 239V238H178ZM202 239V238H201ZM11 240V239H10ZM14 240V239H13ZM203 240V239H202ZM28 241V240H27ZM30 241H31V238H30ZM33 241V240H32ZM45 241V240H44ZM168 241V240H167ZM174 241V240H173ZM176 241H177V239H176ZM189 241V240H188ZM4 242V241H3ZM102 242H104V243H107V244H109V245H115V244H113L111 241H102ZM5 243V242H4ZM193 243V242H192ZM6 244V243H5ZM8 244V243H7ZM10 244V243H9ZM13 244V243H12ZM18 243H16V245H17ZM55 244V243H54ZM187 244V243H186ZM11 245V244H10ZM44 245H46V244H44ZM57 245V244H56ZM106 245V244H105ZM143 245V244H142ZM188 245V244H187ZM190 245V244H189ZM200 245H202L201 243H200ZM206 245V244H205ZM263 242H261V241H258L257 243H256V247H257V250L258 251H261V249L263 248ZM8 246V245H7ZM18 246V245H17ZM29 246V245H28ZM231 246L233 247V249L230 251L231 252V256L233 257L234 256V260H237L238 259V257L241 259L242 258V255H243V253H246L247 252V248H243V247H241V246H238V245H236V244H231ZM9 247V246H8ZM21 247V246H20ZM24 247V246H23ZM25 247H26V245H25ZM30 247H31V245H30ZM107 247V246H106ZM111 247V246H110ZM151 247V246H150ZM176 247V246H175ZM185 247H187V246H185ZM13 248V247H12ZM35 248V247H34ZM38 248V247H37ZM46 248V247H45ZM71 248V247H70ZM115 248H116V251H118V252H125L126 254H127V252H129V249L128 248H125V246H122L121 244H118V243H116V245H115ZM168 248V247H167ZM254 248V247H253ZM25 249V248H24ZM39 249H40V247H39ZM59 249V248H58ZM68 249V248H67ZM137 249V248H136ZM10 250V249H9ZM12 250V249H11ZM17 250V249H16ZM42 250H43V248H42ZM41 250V251H42ZM70 250V249H69ZM75 250V249H74ZM140 250V249H139ZM144 250V249H143ZM15 251V250H14ZM51 250L49 249V252H50ZM61 251V250H60ZM36 252H37V250H36ZM45 252H47V251H45ZM62 252H64V251H62ZM76 252V251H75ZM147 252V251H146ZM164 252V251H163ZM16 253V252H15ZM15 253H13V251L12 252H10V251H7V250H5V249H3V248H0V257H1V259H0V264H41L39 261H36V262H32L31 263V261L28 259V257L26 258V261H23V259H22V255H16ZM21 253H22V250H21ZM38 253V252H37ZM112 253V252H111ZM142 253V252H141ZM145 253V252H144ZM48 254V253H47ZM49 254H51V253H49ZM113 254V253H112ZM130 254L132 255L133 254V256L135 255V252H130ZM185 254V253H184ZM259 254V253H258ZM26 255V254H25ZM36 255V254H35ZM52 255H54V254H52ZM92 255V254H91ZM229 255H230V253H229ZM264 255V254H263ZM255 256V255H254ZM258 256V255H257ZM50 258L51 257H53V256H49ZM58 257V256H57ZM119 257H122L121 255L119 256ZM151 257H152V255H151ZM160 257V256H159ZM188 257H189V255H188ZM230 257V256H229ZM54 258V257H53ZM56 258V257H55ZM91 258V257H90ZM93 258V257H92ZM125 258V257H124ZM137 258V257H136ZM183 258V257H182ZM96 259V258H95ZM151 259V258H150ZM159 259V258H158ZM166 259H168V257L166 258ZM181 259V258H180ZM260 259H262V258H260ZM152 260V259H151ZM154 260V259H153ZM163 260V259H162ZM175 260V259H174ZM182 260V259H181ZM185 260V259H184ZM156 261V260H155ZM191 261V260H190ZM229 261H231V260H229ZM47 262H49V261H47ZM183 262V261H182ZM192 262V261H191ZM43 263H45V261H43ZM58 263V262H57ZM101 263V262H100ZM196 263L197 264H200V261H197L196 260ZM63 264V263H62ZM107 264V263H106ZM145 264V263H144ZM231 264V263H230ZM233 264V263H232ZM258 264H264V258L262 259V260H259V262H258Z\"/></svg>","mask_w":264,"mask_h":264}]
</instances>
